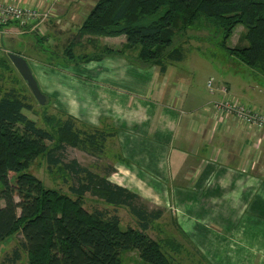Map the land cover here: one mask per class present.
Returning a JSON list of instances; mask_svg holds the SVG:
<instances>
[{"label":"crops","instance_id":"1","mask_svg":"<svg viewBox=\"0 0 264 264\" xmlns=\"http://www.w3.org/2000/svg\"><path fill=\"white\" fill-rule=\"evenodd\" d=\"M6 1L48 16L36 29H0V52L31 61L40 90L67 117L112 135L108 180L164 212L172 201L180 229L193 233L208 262L264 264V132L235 121L217 126L212 104L227 94L209 90L214 96L206 100L195 93L183 65L162 74L120 56L78 61L126 43L125 36L80 35L98 0Z\"/></svg>","mask_w":264,"mask_h":264},{"label":"trees","instance_id":"2","mask_svg":"<svg viewBox=\"0 0 264 264\" xmlns=\"http://www.w3.org/2000/svg\"><path fill=\"white\" fill-rule=\"evenodd\" d=\"M199 25L221 34L220 47L227 54L264 76V0H98L80 35L125 36L126 43L119 50L106 47L99 55L78 61L120 56L142 67H158L164 74L168 65L184 61L185 50L179 45ZM238 26L244 27L239 43L228 47ZM39 38L43 45L44 38ZM66 56L75 58L73 53ZM26 111H33L26 95L0 89V243L22 235L28 264H122V254L129 251L138 252L144 264H177L146 233L163 217L162 209L149 211L139 196L111 183L109 172L100 176L75 159L62 161L65 146L104 153L112 135L95 130L82 138L75 121L67 117L56 139ZM48 143L55 146L49 148ZM41 155L46 156L49 170L62 166L76 181L69 189L75 198L46 188L28 173ZM88 194L109 206L128 208L139 229H123L117 215L86 210L83 199ZM20 258L17 249L12 262Z\"/></svg>","mask_w":264,"mask_h":264},{"label":"rangeland","instance_id":"3","mask_svg":"<svg viewBox=\"0 0 264 264\" xmlns=\"http://www.w3.org/2000/svg\"><path fill=\"white\" fill-rule=\"evenodd\" d=\"M2 29H6V27ZM208 29L207 26L199 25L189 30L188 38L183 39V42L179 45L180 48L182 47L185 50L184 61L175 65H183L185 69L188 68L190 72L187 78L189 85H191L195 93H199L202 97H205L206 100L211 99L214 95H224L222 91H216L217 86L220 85L228 89L226 95L227 100L236 99L246 107L264 111V76L246 67L234 56L227 54V52L220 47L222 41L221 34L215 32L213 29ZM243 31V26L236 27L232 36L227 41V46L235 47L238 45L240 35ZM31 39L34 40V37ZM44 50L47 51L49 56L50 49L46 43ZM133 53L136 52L134 51ZM58 54L62 56V52H58ZM0 58V89L2 92L16 89L26 95L29 103L33 107L32 112H25L26 115L33 119L38 127L53 132L57 139V130L60 125L62 126V124L67 121V115L59 108L54 107L49 98L46 104L41 106L35 100L28 86L7 58V54H2L0 52ZM28 64L34 74L31 61H28ZM47 66L51 67V65ZM209 78H212L215 94L211 93L207 88V81ZM74 121L73 124L77 131L82 133V138H85L87 134H91L96 130L93 127L82 124L80 119H75ZM108 140L107 142L109 143H106V151L104 153L92 152L90 151L91 148L82 150L80 148L65 146L64 150L61 151L62 161L68 163L75 159L83 167L90 169L100 176H105L107 171L110 168L113 169V164L116 163L114 143L111 142V139ZM47 145L49 148L55 146V144L51 143ZM28 173L39 179L46 188L57 190L64 195L74 197L69 189L71 186L75 185L76 181L71 180L62 169V166L53 167L49 170L46 156H39L29 168ZM140 204L145 205L149 211L160 209V205H162L159 202L154 203L146 199H141ZM83 206L89 212L101 210L109 215H117L123 229H139L137 219L132 216L129 209L126 207L109 206L90 194L84 197ZM177 210L178 209L173 206L172 201H170V203L166 205L163 217L151 225L150 229L146 232L147 235L159 242L163 252L177 264H212L206 260L207 258H204L200 248L195 245L193 233H184L180 229L178 225L180 215L176 212ZM185 218L189 221H193L187 216ZM22 242V235L16 234L0 243V264H28V256L21 247ZM17 249L20 252L21 258L18 262L14 263L12 262V257L14 251ZM121 260L122 264H144L136 251L125 252L122 254Z\"/></svg>","mask_w":264,"mask_h":264},{"label":"built area","instance_id":"4","mask_svg":"<svg viewBox=\"0 0 264 264\" xmlns=\"http://www.w3.org/2000/svg\"><path fill=\"white\" fill-rule=\"evenodd\" d=\"M47 16V13H41L38 8L23 7L16 3L0 0V27L2 28L12 23H23L34 25L33 28L36 29L37 25L43 23ZM208 88L211 92L214 91L212 80L208 81ZM221 91L225 95L227 94L225 87ZM211 110L218 123L217 126L235 121V123L247 128L264 132V111L246 107L236 99L215 102L212 104Z\"/></svg>","mask_w":264,"mask_h":264},{"label":"water","instance_id":"5","mask_svg":"<svg viewBox=\"0 0 264 264\" xmlns=\"http://www.w3.org/2000/svg\"><path fill=\"white\" fill-rule=\"evenodd\" d=\"M7 58L10 60L13 67L16 69L22 80L28 86L35 100L41 106L45 105L47 101V97L40 90L38 83L30 69V66L28 65L27 60L20 55L12 54V53L8 54Z\"/></svg>","mask_w":264,"mask_h":264}]
</instances>
